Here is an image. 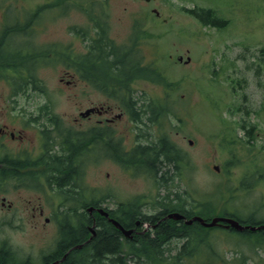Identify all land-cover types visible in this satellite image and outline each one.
Wrapping results in <instances>:
<instances>
[{
	"label": "rangeland",
	"instance_id": "1",
	"mask_svg": "<svg viewBox=\"0 0 264 264\" xmlns=\"http://www.w3.org/2000/svg\"><path fill=\"white\" fill-rule=\"evenodd\" d=\"M101 1L109 35L116 44H124L132 36L136 20L142 23L140 31L146 30V43L141 42L139 49L141 64H148L144 72L149 76L155 75L149 66L158 67L162 80L157 78L159 75H155L158 82L138 76L133 82L137 95L145 94L148 101L155 102L164 96V88L170 90L168 102L171 101L173 107L168 108L176 115L153 125L150 132L152 139H156L163 127L169 142L188 157L189 169L185 170L184 178L174 179L175 189H187L191 196L188 201L197 197V202H192L194 205L214 201V208L199 210L204 214L219 212V208L228 206L237 207L236 211L240 212L241 207L246 206L256 209L254 212L249 209L248 213L261 215L264 207V0ZM53 2L0 0V38L8 31L4 22L10 26V22L16 20L21 25V31L10 32L2 38L3 50L21 45V54L30 46L35 53L48 51L45 56L39 52L41 56L34 57V62L29 64L33 71L23 92H15L17 88L9 85L13 81L6 80L15 77L13 73L7 72L10 76H5L6 79L0 77V124L7 123L3 107L10 101L48 100L53 103L52 114L66 122L73 121L79 111L90 104H112L91 84L82 82L68 62L57 61L53 59V52L50 54L54 44L82 49L78 36L72 34L69 27L88 26L85 15L79 11H64L70 1L51 7ZM42 7L45 8L32 15L35 9ZM193 7H210L228 23L220 29L204 25L184 11ZM153 8L158 10V16L152 13ZM179 55L182 60L177 59ZM186 57L190 58L188 62H185ZM71 73L77 75L76 81L66 83ZM20 81L22 84L24 80ZM117 112L114 108V113ZM242 119L251 128L254 138L248 139L238 127ZM232 128L233 139H225V135L233 134ZM213 164L219 166L218 171L213 170ZM160 174L159 170L157 175ZM84 176L87 185L103 184L109 195L124 196L135 191L136 195L148 196L151 203L160 194L154 187V177L130 173L109 160L89 166ZM242 181L250 187H243ZM35 192L25 189L18 192L19 198L17 192L7 196L11 200L18 198L28 213L30 209L26 205L34 204ZM42 206L45 215L57 209L43 200ZM6 214L0 205V243L7 242L20 259L39 264L42 256L53 250L60 235L63 236L62 222L58 220L45 222L37 216L30 219V215H25L17 221ZM216 240L219 250L232 244L231 237L218 236ZM201 251L204 256L205 250ZM194 258L186 260L191 262L187 264H204ZM222 264L230 262L226 260Z\"/></svg>",
	"mask_w": 264,
	"mask_h": 264
},
{
	"label": "flooded vegetation",
	"instance_id": "2",
	"mask_svg": "<svg viewBox=\"0 0 264 264\" xmlns=\"http://www.w3.org/2000/svg\"><path fill=\"white\" fill-rule=\"evenodd\" d=\"M53 1L51 7L65 0ZM67 1L71 3L65 6L64 11H79L85 15L88 26L69 27L72 34L78 36L76 38L82 49L54 44L50 54L53 52L55 60L61 59L64 53L70 57H86L90 38L97 35L102 27L108 26L106 14L104 16L101 12V1V4L99 0ZM43 9H35L32 15ZM10 23L11 27L21 26L20 21ZM4 25L7 26L5 22ZM107 34L110 41L115 43L109 29ZM130 41L131 37L124 44ZM77 74L82 82L91 84L112 104H90L69 122L52 114L53 103L48 100L10 101L3 107L6 109L7 123L0 124V205L7 213L6 217L19 221L25 215H30V219L37 216L45 222H62L64 241L61 246L59 242L55 244L61 253L56 254L60 255L59 258L87 245L97 232H112L121 251L136 249L140 239L148 237L153 240L150 243L157 252L177 255L176 261L166 260L163 264L191 263L181 259L185 252H193L192 257L204 264H222L226 260L230 264H264V215L237 212L235 209L239 208L231 206L219 212L201 213L199 210L212 209L214 205L188 203L190 206L187 207L183 200L179 203L186 190L175 189L176 180H169L167 176L153 182L160 194L151 203L148 196L136 195L135 191L116 196L106 194L103 184H86L84 174L87 168L103 160H109L130 173L148 176L145 166L137 165L136 161L138 156H148L154 143L150 130L160 121L153 122V102L148 101L145 94L138 96L136 93L133 86L137 78L135 70L130 69V75L123 78L121 83L107 84L103 77H91L88 70H83L81 76ZM69 77L72 80L67 78L65 82L75 83L74 77L77 75L71 73ZM114 108L118 110L117 113H114ZM25 189L36 190V201L30 203V207L26 205L30 209L28 213L18 200V192ZM16 192L18 198H8L7 194ZM42 200L57 209L45 215ZM27 202H30L29 198ZM166 203H174L175 206L170 207ZM99 208L107 215L101 214ZM171 213L182 215V218L169 217ZM194 217H200L202 221ZM111 218L118 225L113 224ZM214 218L216 222L213 225H205ZM184 225L188 226L187 230H183ZM171 230L173 232H169ZM218 236L231 237V246L219 250ZM201 250H205L204 256H201ZM0 255L3 258L0 264L24 262V258L17 257L14 248L5 241L0 243ZM43 264L49 263L44 261Z\"/></svg>",
	"mask_w": 264,
	"mask_h": 264
},
{
	"label": "trees",
	"instance_id": "3",
	"mask_svg": "<svg viewBox=\"0 0 264 264\" xmlns=\"http://www.w3.org/2000/svg\"><path fill=\"white\" fill-rule=\"evenodd\" d=\"M63 2H57L55 5L64 4ZM101 3L103 4L102 1ZM184 11L207 26L220 29L224 28L228 23L226 18H222L215 12V10L209 7L184 8ZM18 28L19 27L10 30L6 29V31L8 30L6 34L0 38V76L4 78L5 76L9 77L10 75L7 72H10L13 73L15 77L9 78L7 80L15 81L18 79L20 81V78H22L24 80L22 84L25 83V85H27L30 83L29 77L33 71L29 64L34 62V57L41 55H39V52L35 53L32 50L34 49L33 46L26 47L23 51V54H21V48L14 47L13 50L5 51L3 50L2 46V38L12 31H19ZM141 28L142 23H140L139 20H136L132 25V41L128 42L127 44H115L110 41L108 37V26L106 25L102 27L101 31L97 35L90 38L89 54L86 57L81 55L70 57L68 55L66 56L64 53L62 55L63 57L57 61L63 60L65 63L68 62L72 68H74L75 71L80 74V76L83 70H88V74L93 78L103 77L106 84L109 82L121 83L123 78L130 75V69L135 70L136 77L143 76L146 79L158 82L155 75H159L157 78H159L161 81L162 72L158 67L152 68L149 66V68L155 74L153 76H149L144 72V68L147 69L148 64L142 66V57L140 55L138 46L141 44V42L146 43L145 39L148 36L145 37L146 30L140 31ZM138 31L140 32L136 37V33ZM47 52L48 51H46V53ZM41 53H43L44 56L46 55V53L42 51ZM18 61L19 63H17ZM44 61L46 60L44 59ZM152 111L153 122H156L158 119L159 121H162L165 118L170 120L171 118L169 117L174 118V115H176L171 114L172 111H170L167 106L158 105V101L152 103ZM176 117L177 120L180 121V118H178V116ZM250 138H252V135L249 136V139ZM156 140L157 141L153 143L151 150L148 152V156L137 157V165L145 166L147 169L145 171L150 172V175H152L156 181L164 178L166 179V173L172 169H175V173L178 175L182 174L180 171L183 170L182 168L188 170L190 166L188 157L183 154L179 148L173 146L169 142L164 130H162V133L159 131V140ZM164 167L165 170H163ZM159 170L161 174L159 177H157ZM187 198V196H183L182 199L179 200V203L182 200L185 202V204L192 203L194 201H188ZM168 201L170 202L171 199L168 198ZM167 205L170 207L175 206L174 203H168ZM64 224L65 226L67 225L66 223ZM182 228L183 230H187L188 226L184 225ZM64 232L65 228L63 230V233ZM169 232L173 231L171 230ZM63 241V236H61V239L58 243L59 246L62 245L61 242ZM151 241L153 240L148 239V237L141 238L136 249L131 250L130 252H124L121 251V247L118 246L115 233L97 232V234L87 245H84L81 249L70 251L60 264H128V260H135L141 264H163L164 260H167V258L164 256V253L154 250L155 248L153 247V244L150 243ZM58 249L59 247H56V251L54 253L44 257L42 260L48 261L52 260L53 258H58L60 256H56L57 253H60ZM176 256L177 255L175 254L171 258L174 260ZM0 260H3V258L0 257ZM23 261L24 262L21 264H33L28 259Z\"/></svg>",
	"mask_w": 264,
	"mask_h": 264
},
{
	"label": "water",
	"instance_id": "4",
	"mask_svg": "<svg viewBox=\"0 0 264 264\" xmlns=\"http://www.w3.org/2000/svg\"><path fill=\"white\" fill-rule=\"evenodd\" d=\"M214 168L215 169H217V166H215L214 165ZM100 212H101V210H100ZM171 217H173V218H179L180 217V215H178V214H176V213H173V214H169ZM194 219H199L198 217H195ZM114 222V221H113ZM115 223V222H114ZM215 223V219H213L210 223H207L206 225H212V224H214ZM51 264H57V262H53V263H51Z\"/></svg>",
	"mask_w": 264,
	"mask_h": 264
}]
</instances>
